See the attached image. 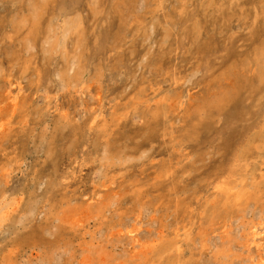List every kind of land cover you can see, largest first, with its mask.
<instances>
[{
	"label": "rangeland",
	"instance_id": "374dc122",
	"mask_svg": "<svg viewBox=\"0 0 264 264\" xmlns=\"http://www.w3.org/2000/svg\"><path fill=\"white\" fill-rule=\"evenodd\" d=\"M28 1L0 0V87L4 77L25 72L29 104L28 115L6 129L12 134L0 136V168L13 165L0 207L4 200L20 204L0 230V264L10 256L14 264H50L56 246L65 247L56 264H76L82 239L52 220L63 204L100 185L95 173L104 144L119 160L109 172L129 187L118 211L130 216L145 206V221L155 222L150 239L160 244L144 264H236L235 256H220L204 230L232 210L216 195L218 181L251 195V213L264 205V0H53L41 33L56 15L58 24L77 18L65 53L78 47L85 80L102 90V117L92 126L78 117L72 128L60 125L49 105L64 51L44 62V35L13 24L27 18ZM35 38L38 46L30 47ZM65 91L57 102L72 119V90ZM188 93L192 102L177 109ZM34 203V214L19 220Z\"/></svg>",
	"mask_w": 264,
	"mask_h": 264
},
{
	"label": "bare ground",
	"instance_id": "6f19581e",
	"mask_svg": "<svg viewBox=\"0 0 264 264\" xmlns=\"http://www.w3.org/2000/svg\"><path fill=\"white\" fill-rule=\"evenodd\" d=\"M52 2L53 0L30 1L28 6V14L26 15L27 18H24L19 22L13 20V24L16 28L30 27V29H35L34 34L36 35V38L40 34L44 35L42 41L40 40L42 42L40 44V49L43 54L44 62L48 61L49 63L52 60H55L58 52L60 50L64 51V53H62V59L65 63V67H59L54 71V77L57 78L56 83H54L55 94L52 97V101H49V105L51 104L52 106V108H50L53 109V111H56L58 114L57 121L60 122L59 124L63 125L64 127H66L65 125H67L68 127L72 128L76 125L75 123L77 122L78 117H80L81 119L86 117L89 120V124L92 126V124H95L96 121L102 117V90L98 87L99 84L95 86L96 83H94L93 85L91 80H88L89 82L85 80L88 69H84L80 65V63H78L80 55L77 54L78 47L76 48V51H73V55H71L70 57H67L65 53L67 50V38L70 35H74L79 26V20L77 18H65L62 20L61 24H58L60 18L58 17V15H56L52 17V19L48 23H46L45 31L41 33L42 29L40 30L39 27L41 26V24H43V12H48V9L50 7L49 5L52 4ZM36 38L33 39V42L29 40L30 47L38 46L37 40L39 38ZM28 53L30 54V52ZM62 59L60 60L62 61ZM20 61L23 62L24 60ZM28 63L29 62H27V64ZM21 65L22 63L20 64V66ZM20 66L16 67H18L19 69ZM236 67L234 68L236 69ZM256 68H259L261 70V64L258 63ZM235 69H232V71L235 72ZM24 73H20L16 78L11 76V78H7L3 76V82L0 87V136L1 133H3L7 128L8 130H11V125L15 124L16 121H21L28 115L29 104L27 103V100L25 98L27 88L25 87L26 85L23 84V80L25 77H23ZM97 73L98 72H96V74ZM32 75L34 74H31V77ZM256 76H258L259 78V75H257V73ZM93 77L95 78L94 75ZM253 78L254 77H252V79ZM89 79L92 78L89 77ZM64 90H66L67 92L68 90H72L71 100L74 105L72 119H70L71 114L68 113V111H65V108L63 111L61 106L58 104L59 101L57 102L56 96L58 95V93L63 92ZM65 96L67 98L68 95ZM216 98H219V96H217ZM68 100L70 101L69 98ZM209 101L208 103L210 104L212 101ZM188 102H192L190 93H188L185 97L178 98L176 102V108L180 109L182 105ZM49 110L50 109H48V111ZM76 131L78 130H75V128H73L71 134H76ZM6 132L8 134L11 131L8 132L6 130ZM1 137L3 138V136ZM101 150L102 155L101 157L99 156V167L97 169V173H95L99 175L98 179L99 181H101L100 185H98V187L88 195L81 194L79 199L75 200L76 204L75 202L70 203V200L66 202V204H63L65 205L64 207L59 206L61 209L58 208V213L55 211L57 215L55 214V218L52 221L57 222L59 228H61L65 233L70 234L76 238L78 237V239H82L83 242L77 246L76 255H73V257L75 256L74 259L76 261V264H144L148 260L149 255L151 254L153 249H155L158 244H160L158 240L159 238L155 240H153V238L150 239V237L153 235V230L150 227H152L155 222L153 220L145 221L146 214L147 212H149L148 209L145 208V206H140L130 216L125 215L126 213L122 210L118 211L119 205H121L126 199L129 187L123 186V184H118L115 175L109 172L110 170H112L110 169L111 167L118 165L117 161L119 160L117 159V156L112 155L113 153H111L107 144H104L103 146L101 145ZM12 167L13 165L12 163H10V165L0 168L1 199H5L3 187L5 186L9 178ZM230 180L232 181V179ZM218 182L219 183L215 188L216 195H223L225 196V198H227L226 200H230L232 202V210L230 211L229 209L226 214L224 213V217H222L223 219L221 221L216 220V222H211V224H209L208 228L204 230L205 233L208 230V232L205 234L207 236L206 240H213L214 246L217 248L219 246V248L221 249V251H219L221 252L220 256L223 259L228 258L231 255L235 256L236 264H264V205L256 207L254 210H252L251 213V195H247V193L243 192L242 189L235 190L236 188L238 189L239 186L237 187L236 184L234 186H230V183L228 185L229 181L227 182L225 180L222 182ZM13 200L12 202L4 200L5 205L0 207V230L3 228L4 224L11 222L14 216L19 212V201L17 199L14 201ZM7 204L8 206H6ZM226 210L227 209H225V211ZM35 211L36 204H30L27 211L21 215L19 220L22 221V219L24 220L30 218ZM249 212L250 214H252V218L250 217L251 219L245 221L243 220L244 222L238 223L240 219H246ZM114 217L115 219L116 217L119 218L117 219V221L115 220L113 222ZM91 228L94 229L92 230ZM87 237L89 238L88 241ZM142 238L145 239V241ZM206 244H204L202 247L204 252L209 250ZM68 246L70 247V245ZM62 248L65 247L56 246V248L47 255L46 261L50 264H56L55 262H58L61 258V254H58V251L62 250ZM120 248L124 249V253H126V255H122V253H116L117 249ZM68 251L69 249L65 250L64 253ZM12 260L13 258L12 256H10L3 259L1 261V264H14ZM35 264H43V262L39 260Z\"/></svg>",
	"mask_w": 264,
	"mask_h": 264
}]
</instances>
